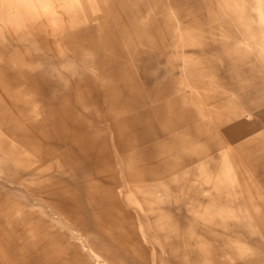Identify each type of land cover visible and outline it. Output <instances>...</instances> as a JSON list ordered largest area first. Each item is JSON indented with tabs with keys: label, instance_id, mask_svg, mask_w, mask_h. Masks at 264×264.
Instances as JSON below:
<instances>
[{
	"label": "rangeland",
	"instance_id": "rangeland-1",
	"mask_svg": "<svg viewBox=\"0 0 264 264\" xmlns=\"http://www.w3.org/2000/svg\"><path fill=\"white\" fill-rule=\"evenodd\" d=\"M7 1L22 25L0 20V248L26 247L0 264H189L203 225L225 250L204 264H264V0H49L58 41L28 38ZM129 166L137 184L108 195ZM52 185L59 216L29 192Z\"/></svg>",
	"mask_w": 264,
	"mask_h": 264
},
{
	"label": "crops",
	"instance_id": "crops-1",
	"mask_svg": "<svg viewBox=\"0 0 264 264\" xmlns=\"http://www.w3.org/2000/svg\"><path fill=\"white\" fill-rule=\"evenodd\" d=\"M15 2H16L18 9L20 10V12L24 15V17L27 20V24H28L27 35L29 36L28 38H30L32 40V36H30L31 33H33V35L37 39L46 36L48 33L53 36L54 41L55 40L58 41L60 39L65 38L62 35V31L65 29L66 26H63L64 22L62 21V17L60 16L61 20L60 19H55V20H49L48 19L47 15L50 13L49 0H15ZM9 5L11 6L12 3L10 4L9 1H7V0H0V9L6 10L7 6H9ZM52 5H53V2H52ZM55 6H56V8L59 6L58 1L55 2L53 7H55ZM55 13H56V15L59 16V13H57L56 10H55ZM0 20H1V24L4 26H7V24H12L13 26L22 25L21 18L18 17L17 13H13L10 11H8L6 13V17L1 16ZM80 37H82V36H80ZM16 40L23 41V40H25V38L20 37V38H17ZM147 103L148 102H144V103H141L138 105H144ZM235 130H236V126H234L230 129V138H234L237 136V133H235ZM208 153L209 152H207L206 155ZM41 155L38 156L37 159L32 160L31 163L29 165H27V166H31L30 169L25 174H23L19 178H17L16 183L23 184L25 181H27V179H26L27 176L31 177L30 181L35 182V180L33 178H35L37 175H39V173H41L42 166H43V164L40 163L43 160L42 159L43 157ZM191 162H192V159H190L188 163L183 164V166L189 165V163H191ZM135 168L136 167H134V166L125 167L124 171H123V175L121 177L117 173L114 176H113V174H108L109 180H115V178L119 177V183L117 180L114 181V183H117L116 186L109 185L108 189L106 190L108 195L110 194L112 196H116L117 198H119V191L122 192V190H124V188H122V185H120L121 181H123L124 183L126 182L128 184V187L131 186V184H137V183H135L136 182L135 177L137 176L138 172H136ZM179 169H180V167H178L176 169V171ZM170 173H168V174H170ZM51 177H53V179H54V176H51ZM80 177L81 178H80L79 182L81 184L87 183V181L85 180L84 177H82V176H80ZM142 180L138 184H141V183L145 184V182ZM110 182H113V181H110ZM51 184H53V183L51 182ZM145 185H147V184H145ZM147 186H150V185H147ZM58 187H60V186H53L52 185V186H49L48 188L45 187L42 189H32L29 192H31L30 193L31 195H33V196L35 195V197H37V199H39L40 201L47 202L50 205V207L52 208V210L55 211V214L57 215V210H58L57 207H59L61 204L63 205L62 207L68 212V207H66L67 204H65V202H67V200L66 199L63 200L65 197L57 195L55 190H54ZM51 192H55V193H51ZM45 193H50V194L45 195ZM148 193H149V191H148ZM148 198L150 200L154 201V197H152L151 195H149ZM210 203L213 204V202H209V204ZM188 204H189L188 202H185L182 205L178 204L175 206L176 210L180 211L181 209H184L185 211H189V209H190L189 206H191L192 204L190 203L189 206H188ZM148 206H153V205H152V203H150V205H148ZM196 206L197 207L194 208V210H192L191 212L194 214L195 219L199 218L201 220V218L204 217L203 213L205 212L206 208L201 207L200 204L196 205ZM211 206H213V207L215 206L219 209L218 210L219 215H222L223 210H227V211L230 210V208L228 206L226 207V205L220 206V205L214 204ZM57 216H59V215H57ZM221 217H223V216H221ZM190 220H193V219H190ZM4 231L5 230L0 227V238H3L4 235H6V233ZM75 231L76 230L71 229L70 241L72 242V244L75 248L74 250L77 251L76 253H78L80 255L81 254L85 255L88 258L97 259L99 261L100 257L98 255V253L92 248L91 245L83 242L80 239V237L76 235ZM206 233L210 234V233H214V232L212 231V229H209L208 227H206L204 225L201 228H199V230H197V228H196V230L193 229L191 236L194 237L195 244L191 241L189 243H186L185 247H186V250L190 249L187 251L188 253H193V252H195L192 250L193 245L195 246L196 244H198L199 250H198V252H195L198 255H197V257L191 256V257L183 258V261H186L189 264H193L195 262H200V264H204L210 254H216V255L218 254L219 255V254L225 252L224 247L220 246V244L215 245L214 247H210L208 242L206 241V238H205ZM241 235L242 234L240 232H238V235L235 236L236 238L234 240H230L229 243H238L240 241H246L245 238L241 237ZM229 238H233V237L229 236ZM24 247H26V244L21 246V247H19V246L17 247V245L14 243L13 244L8 243L7 247L0 248V250H4V251L7 250V251H12V252L16 251L17 252ZM145 254L146 253H143V260H144L143 262L146 264V260H145L146 255ZM147 263L148 264H154L153 259L149 258ZM218 264H225V261L218 263Z\"/></svg>",
	"mask_w": 264,
	"mask_h": 264
}]
</instances>
